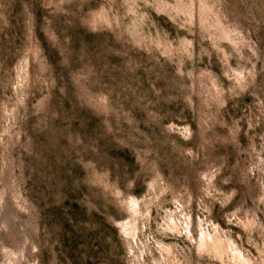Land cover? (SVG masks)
Here are the masks:
<instances>
[{
  "label": "rangeland",
  "instance_id": "374dc122",
  "mask_svg": "<svg viewBox=\"0 0 264 264\" xmlns=\"http://www.w3.org/2000/svg\"><path fill=\"white\" fill-rule=\"evenodd\" d=\"M0 264H264V0H0Z\"/></svg>",
  "mask_w": 264,
  "mask_h": 264
}]
</instances>
